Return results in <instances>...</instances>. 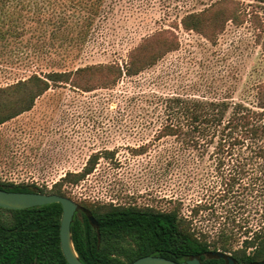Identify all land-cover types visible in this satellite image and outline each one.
Masks as SVG:
<instances>
[{"label": "rangeland", "instance_id": "obj_1", "mask_svg": "<svg viewBox=\"0 0 264 264\" xmlns=\"http://www.w3.org/2000/svg\"><path fill=\"white\" fill-rule=\"evenodd\" d=\"M211 1L107 0L106 11L82 42L78 11L66 6L67 0L53 1L54 8L51 0H37L38 14L31 11L33 0H0V28L15 29L19 12L25 21L21 39H0V84L32 70L121 63L142 37L174 26L185 13ZM240 1L246 12H258L263 28L247 17L239 25L228 23L210 41L179 25L177 50L111 88L82 91L69 83L52 84L29 110L0 123V180L49 189L96 155L94 168L80 182H63L77 204L91 200L177 208L190 227L208 239H215L222 228L232 229V250L241 248L245 225L255 227L258 218L264 219V194L258 198L254 191V202L249 197L241 209L216 202L219 175L214 160L198 157L172 136L156 137L166 118L164 100L171 95L254 103L257 84L264 82V56L257 41L258 33L264 36V5ZM58 14L59 37L55 25L46 23L47 18L57 20ZM204 202L214 203L209 209L196 207ZM233 216L238 223L231 222Z\"/></svg>", "mask_w": 264, "mask_h": 264}, {"label": "trees", "instance_id": "obj_2", "mask_svg": "<svg viewBox=\"0 0 264 264\" xmlns=\"http://www.w3.org/2000/svg\"><path fill=\"white\" fill-rule=\"evenodd\" d=\"M53 1L56 0L49 3L51 8L55 7ZM67 1L69 5L66 6L78 11L80 37L85 42L88 29L106 11L107 0ZM253 1L264 5V0ZM21 7V10L25 7L23 2ZM30 7L33 13L41 11L37 0H33ZM56 17L57 20L47 18L46 23L55 25L54 35L59 37L60 14ZM247 17L257 28H263L258 12L254 9L246 12L240 0H213L199 11L185 13L174 26L160 28L142 37L127 50L121 63L99 62L69 69L32 70L0 84V123L29 110L35 98L52 84L69 83L79 90L90 91L99 87L111 88L124 76L138 75L179 48L176 33L179 25L213 41L228 23L239 25ZM23 19L22 13L16 14L15 29L0 28V39L5 40L9 35L21 39ZM257 41L264 56L262 33L257 34ZM164 110L166 118L156 137L172 136L198 157L207 155L214 160L219 175L216 202L231 203L241 209L250 202L249 197L254 202V191L258 198L264 194V82L257 84L253 104L227 98L174 94L165 98ZM95 156H90L80 171L66 172L49 189L1 180L0 189L67 196L63 182H80L94 168ZM212 203L204 202L196 207L209 209ZM61 213L58 202L23 209L0 207V264H68L60 247ZM88 215L94 217L96 225L89 221ZM258 219L261 224L257 223L255 227L245 225L247 235L242 240V247L232 250L231 243L236 236L232 229L222 228L215 239H208L191 228L190 220L177 208L158 210L148 206L81 200L73 214L70 232L77 256L84 264H127L145 255L162 256L177 262L196 257L200 264H224L226 259L219 253L229 254L236 264H253L264 260V219ZM231 222L238 223L235 216Z\"/></svg>", "mask_w": 264, "mask_h": 264}, {"label": "water", "instance_id": "obj_3", "mask_svg": "<svg viewBox=\"0 0 264 264\" xmlns=\"http://www.w3.org/2000/svg\"><path fill=\"white\" fill-rule=\"evenodd\" d=\"M52 202H58L62 208L59 239L60 247L65 260L68 264H84L79 260L71 239L70 223L77 208V203L72 198L56 193L37 191L21 192L0 189V207L3 208L23 209ZM88 219L93 225H96V221L92 215H88ZM219 255L226 259L225 264H235L229 254L225 255L223 253H219ZM127 264H200V261L196 257L177 262L173 259L162 256L145 255ZM253 264H264V260L257 261Z\"/></svg>", "mask_w": 264, "mask_h": 264}, {"label": "flooded vegetation", "instance_id": "obj_4", "mask_svg": "<svg viewBox=\"0 0 264 264\" xmlns=\"http://www.w3.org/2000/svg\"><path fill=\"white\" fill-rule=\"evenodd\" d=\"M225 263H226V262H225ZM225 263H224V264H225ZM235 264H236V263H235Z\"/></svg>", "mask_w": 264, "mask_h": 264}]
</instances>
